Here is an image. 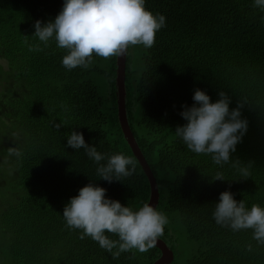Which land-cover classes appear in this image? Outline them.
Instances as JSON below:
<instances>
[{"label":"trees","instance_id":"1","mask_svg":"<svg viewBox=\"0 0 264 264\" xmlns=\"http://www.w3.org/2000/svg\"><path fill=\"white\" fill-rule=\"evenodd\" d=\"M62 5L63 0H0V264H152L160 255L156 246L114 256L91 237L81 239L62 216L65 204L88 183L134 209L150 194L120 128L115 56L106 69L93 57L88 68L68 71L61 64L65 50L55 40L29 51L38 42L31 36L35 21L54 20ZM145 7L165 15L166 26L151 48L129 47L125 106L157 180L156 208L166 191L163 208L178 212L187 237L200 242L185 264H264V246L252 239L251 229L233 232L212 217L225 190L249 207L264 206V12L253 0H146ZM133 55L141 60L140 71L130 66ZM92 74L107 77L106 95ZM196 88L213 101L226 91L230 109L247 101L241 113L248 129L229 164L191 152L174 134L186 123L180 112L194 103ZM55 123L63 125L57 130ZM72 130L83 132L100 152L132 156L135 174L111 183L99 179L84 150L67 147ZM249 163L251 176L241 178L238 168ZM160 237L165 240V230ZM170 264H177L175 254Z\"/></svg>","mask_w":264,"mask_h":264},{"label":"clouds","instance_id":"2","mask_svg":"<svg viewBox=\"0 0 264 264\" xmlns=\"http://www.w3.org/2000/svg\"><path fill=\"white\" fill-rule=\"evenodd\" d=\"M145 5L146 0H63L54 20L35 21L31 36L38 42L30 44L29 51H40L41 44L47 46L55 40L56 46L65 50L62 66L71 71L88 68L94 54L107 59L126 55L130 46L151 48L157 32L166 26V17L154 14ZM253 6L264 12V0H253ZM218 97L213 101L205 90L196 88L194 103L183 105L180 112L186 123L177 126L174 134L191 152L210 155L214 164L223 166L232 162L231 154L247 132L248 120L241 113L247 101L242 99L230 109L231 96L220 90ZM62 125L54 124L57 130ZM66 138L67 147L83 149L96 164L99 179L111 183L135 174L132 156L100 152L96 145L85 141L80 131L72 130ZM250 163L238 168L241 178L251 176ZM216 179L223 180L222 174L217 173ZM106 192V188L94 183L81 187L64 206L66 226L79 230L81 239L91 237L114 256L133 249L148 252L155 247L168 224L167 215L148 202L134 209L108 197ZM234 196L230 190L219 194L212 211L215 223L233 232L251 229L252 239L264 246V206L254 203L249 207L245 199L237 201ZM108 233L118 239L110 238ZM247 250L253 251V245L249 244Z\"/></svg>","mask_w":264,"mask_h":264},{"label":"water","instance_id":"3","mask_svg":"<svg viewBox=\"0 0 264 264\" xmlns=\"http://www.w3.org/2000/svg\"><path fill=\"white\" fill-rule=\"evenodd\" d=\"M116 58V69H115V87H116V102L118 110V120L120 128L126 139L129 147L132 150L133 155L138 160L143 172L145 173L150 186V194L148 203L157 207L159 201V189L157 180L153 171L151 170L145 156L143 155L140 147L138 146L131 127L128 123L126 113V91H125V68H126V55L115 56ZM156 247L160 250L159 257L152 264H170L174 259L173 250L169 247L167 242L161 237H158Z\"/></svg>","mask_w":264,"mask_h":264},{"label":"rangeland","instance_id":"4","mask_svg":"<svg viewBox=\"0 0 264 264\" xmlns=\"http://www.w3.org/2000/svg\"><path fill=\"white\" fill-rule=\"evenodd\" d=\"M138 57L133 55L132 58H130V66L136 69L137 71H140L142 69V63ZM94 58L96 60V65L100 69H106L110 62V57L106 59L100 56H94ZM0 63L4 64V62L1 59H0ZM91 77L93 78L94 82L97 83L99 92L102 95H106L109 89V83L107 77L101 74H92ZM168 177L172 178V174L168 173ZM165 201H166V191L162 193L160 206L158 208V210L164 212L168 217V224L165 226L164 229L165 230L164 238L167 244L169 245V247L171 246L176 256L177 264H185L186 260L196 253L197 248L200 246V242L191 240L187 237L179 213L175 211L165 210L163 208Z\"/></svg>","mask_w":264,"mask_h":264}]
</instances>
